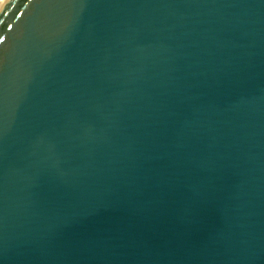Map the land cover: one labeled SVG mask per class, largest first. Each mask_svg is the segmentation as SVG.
<instances>
[{"label":"water","instance_id":"water-1","mask_svg":"<svg viewBox=\"0 0 264 264\" xmlns=\"http://www.w3.org/2000/svg\"><path fill=\"white\" fill-rule=\"evenodd\" d=\"M0 264H264V0H5Z\"/></svg>","mask_w":264,"mask_h":264},{"label":"bare ground","instance_id":"bare-ground-1","mask_svg":"<svg viewBox=\"0 0 264 264\" xmlns=\"http://www.w3.org/2000/svg\"><path fill=\"white\" fill-rule=\"evenodd\" d=\"M5 0H0V7L4 3Z\"/></svg>","mask_w":264,"mask_h":264}]
</instances>
